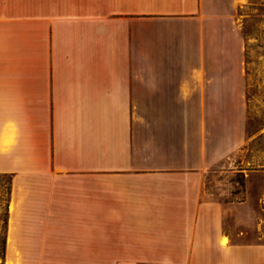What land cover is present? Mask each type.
<instances>
[{
  "label": "crops",
  "instance_id": "obj_1",
  "mask_svg": "<svg viewBox=\"0 0 264 264\" xmlns=\"http://www.w3.org/2000/svg\"><path fill=\"white\" fill-rule=\"evenodd\" d=\"M222 8L0 0L3 264H240L206 187L244 138Z\"/></svg>",
  "mask_w": 264,
  "mask_h": 264
},
{
  "label": "rangeland",
  "instance_id": "obj_2",
  "mask_svg": "<svg viewBox=\"0 0 264 264\" xmlns=\"http://www.w3.org/2000/svg\"><path fill=\"white\" fill-rule=\"evenodd\" d=\"M226 0L224 21L241 39L245 87L244 138L206 182L210 198L235 204L224 229L242 248L240 264H264V5ZM232 2L233 8H228ZM260 2H264L261 0ZM9 178L0 176V264L6 229Z\"/></svg>",
  "mask_w": 264,
  "mask_h": 264
},
{
  "label": "trees",
  "instance_id": "obj_3",
  "mask_svg": "<svg viewBox=\"0 0 264 264\" xmlns=\"http://www.w3.org/2000/svg\"><path fill=\"white\" fill-rule=\"evenodd\" d=\"M260 1H257V2H251L250 1V4L251 5H262L263 6L264 5V2H260ZM4 243H5V237H4V240H3V257H4Z\"/></svg>",
  "mask_w": 264,
  "mask_h": 264
},
{
  "label": "bare ground",
  "instance_id": "obj_4",
  "mask_svg": "<svg viewBox=\"0 0 264 264\" xmlns=\"http://www.w3.org/2000/svg\"><path fill=\"white\" fill-rule=\"evenodd\" d=\"M224 243H225V242H224ZM224 243H223V244H224Z\"/></svg>",
  "mask_w": 264,
  "mask_h": 264
}]
</instances>
